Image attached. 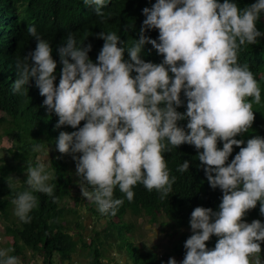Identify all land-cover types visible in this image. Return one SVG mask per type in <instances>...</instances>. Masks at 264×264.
I'll use <instances>...</instances> for the list:
<instances>
[{
	"label": "clouds",
	"instance_id": "1",
	"mask_svg": "<svg viewBox=\"0 0 264 264\" xmlns=\"http://www.w3.org/2000/svg\"><path fill=\"white\" fill-rule=\"evenodd\" d=\"M107 3L84 0L101 17ZM139 14L146 18L131 48L125 49L115 32L97 34L104 44L95 63L89 57L92 45L77 47L69 33L57 49L62 65L58 86L53 48L29 25L36 48L17 59L12 90L24 94L34 79L45 98L43 106L58 117L56 127L78 128L61 131L56 148L73 156L82 196L102 215L115 216L123 205V199H114L117 187L129 202L138 184L165 199L176 177H170L164 154L183 144L194 146L199 167L210 187L221 190L222 199L218 211L202 206L192 211L193 234L185 241L181 264H264V223L244 219L258 203L264 215V137L236 139L252 128L253 103H261L260 84L249 65L238 62V51L264 37L257 28L264 0L243 9L235 0H156ZM150 29L158 30V40L145 35ZM146 44L163 56L161 63L141 58ZM181 92L187 101L183 113L178 111L184 104ZM183 120L188 121L186 128L178 126ZM233 146L239 152L228 163ZM32 151L42 153L44 145L35 144ZM47 157L38 155L35 166L29 163L28 187L11 201L23 223L31 222L30 213L38 206L34 193L58 200L55 185L49 183L56 177L48 171ZM189 166L184 161L177 170L185 172ZM212 236L218 239L209 249L206 242ZM13 251L0 249V264H21L10 255ZM168 264L177 261L169 258Z\"/></svg>",
	"mask_w": 264,
	"mask_h": 264
},
{
	"label": "trees",
	"instance_id": "2",
	"mask_svg": "<svg viewBox=\"0 0 264 264\" xmlns=\"http://www.w3.org/2000/svg\"><path fill=\"white\" fill-rule=\"evenodd\" d=\"M155 2L156 0H108L107 7L102 9L101 17L96 14L94 6H86L84 0H0V113L8 118L1 117L0 120L9 125L7 135L16 142L14 148L10 150L12 161L5 162L0 159V215L7 219L13 207L11 201L17 193L28 187L25 183L18 186L14 174H23L27 171L29 163L35 166L38 155H51L48 171L52 172L56 179L49 183L55 185L54 196L58 197L57 202L54 203L46 194L34 193L37 196L38 206L30 213L31 222L20 221L17 224L13 221L17 225L13 223L14 227L6 228V232L14 240L12 246L14 251L10 255L24 259L23 252L31 251L33 258L36 259L38 256L42 259V264H73V257L79 252L80 245L82 250L87 252L85 257H88L89 264H108L110 262L108 249L113 245L120 249L119 239L122 238L132 248L126 252L127 257L132 261L131 264H163L156 253L142 252L134 242L129 241V236L126 234L137 227L134 223L125 220L126 215L147 217L151 224L159 222L163 215L179 228L189 229L191 213L195 207L219 210L221 190L210 187L203 167H199L200 161L195 147L183 144L164 154L170 177H176L172 192L165 199L161 200L157 191L150 192L142 184H138L133 189L134 199L129 202L117 187L114 191V199H123L124 203L115 216L102 215L94 202H86L89 211L87 215L90 219L100 220L103 228L90 230L89 235H85L84 231L87 227L77 208L80 207L82 199L80 195L72 193L75 182L71 167L76 170L74 168L76 161L71 154H61L56 148V140L61 131L71 133L78 128L56 127L58 117L54 113L50 115L43 106L45 98L39 94L34 79L30 80L29 91L24 94L14 93L12 90V83L16 79L17 59L36 48L35 39L27 32L29 25H34L37 32L53 48L52 55L57 61L55 72L57 79L54 83L58 86L62 65L59 62L57 49L66 42L69 33L74 36L77 47L92 45L89 57L95 63L104 44V40L97 38V34L102 31L115 32L124 42L125 49L131 48L139 39V29L146 18L143 14H139V9L142 11L145 7L151 8ZM220 2L222 3L223 0ZM235 2L243 9L256 0H235ZM257 28L264 32V15L258 21ZM145 35L158 40L159 32L150 29ZM257 39L256 44H246L238 51V62L249 65L261 88V103H253L252 106L255 115L252 128L248 133L236 137L245 142L254 136L264 137V37ZM125 58H128L127 52ZM141 58L146 62L157 64L163 60V56L157 54L151 44L145 45ZM181 100L184 104L178 111L183 113L186 111L187 103L183 92H181ZM85 122L82 121L78 127H82ZM187 122V120L178 121V126L186 128ZM1 138L2 136L0 141ZM35 144H43L44 152L34 153L32 147ZM222 147V142H218V148L222 149ZM47 149H50V154L46 153ZM238 152L239 148L233 146L228 163ZM3 161L4 164H1ZM184 161H189V170L179 172L177 169ZM70 199L75 201L76 208H71L67 204V200ZM259 208L258 203L255 209L249 210L244 218L246 222L261 221L264 215H261ZM73 231L75 233H72ZM103 231L106 233H102ZM107 234H112L108 243L102 237ZM192 234V230L181 234L174 246L173 253L181 260L186 253L185 241ZM217 239L216 236H212L206 242L207 247L213 249ZM261 248V257L264 258V243L261 244ZM79 262L83 264L82 261Z\"/></svg>",
	"mask_w": 264,
	"mask_h": 264
},
{
	"label": "rangeland",
	"instance_id": "3",
	"mask_svg": "<svg viewBox=\"0 0 264 264\" xmlns=\"http://www.w3.org/2000/svg\"><path fill=\"white\" fill-rule=\"evenodd\" d=\"M1 117L7 118L0 113V118ZM8 128L9 125L0 120V136H2L0 141V159L4 160L5 162L12 161L10 150L14 148V143L16 144V142L7 135ZM46 153L50 154V149H47ZM47 156V160H49V163L51 160V155ZM4 161L1 164H4ZM74 168L76 167L74 166ZM71 172L73 173L75 182L73 184L74 186L72 188V193L74 195L77 194V196L80 195V198L82 199L80 207L77 208L87 227L86 231H84V234L89 235L90 230L102 229L103 225L100 220L97 221L93 220V218L90 219V216L87 215L89 211L87 210L86 202H88L89 200H87L86 197L82 196L81 187L79 185V177L76 175V170L71 167ZM14 176H16L15 183L18 186H20L22 183H25L27 179L26 171L21 175H18L16 173L14 174ZM88 190L92 191L93 189L89 188ZM67 204L71 208H76L75 201L73 199L67 200ZM125 220L127 222L134 223V225L137 227L131 233L126 235L129 236V241L134 242V244L138 247V249H140V251L146 253L157 252L159 254V258L164 262V264H168L169 258H175L177 264H181V258L175 256L173 253L174 246L177 244L180 235L185 232H190L191 228H179L175 223H173L171 220H168L163 215L160 217L159 222L155 224H151L147 217L135 216L133 214L126 215ZM13 221H15L17 224H19L20 222L19 218L14 215V205L13 207H11V211L7 219L4 216L0 215V249L12 248L14 244L13 237L11 235H8V233L6 232V228L8 226L14 227L15 223ZM261 222L264 223V216L261 219ZM72 233H75V231H73ZM102 233L105 234L106 232L103 231ZM155 233H157L156 239ZM111 236L112 234H107L102 237L103 239H106L105 242L108 243L111 240H108ZM131 236H133V239H131ZM119 241L121 245L120 249H118L116 245H113V247H110V249H108L110 252V255L108 254V257L110 258V262H108V264H131L132 262L130 258L127 257L126 252L128 250H132V248H130V245L125 242L124 239L121 238L119 239ZM78 250L79 252L73 257V264H80L79 261H82L83 264H89V259H87L88 257H85L87 252L85 250H82V247L80 245L78 246ZM23 254L25 256L24 259H22L23 257H19L21 260V264H42V259L38 258V256H36V259L33 258L31 251H24ZM111 258H113V260Z\"/></svg>",
	"mask_w": 264,
	"mask_h": 264
}]
</instances>
